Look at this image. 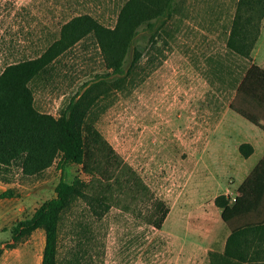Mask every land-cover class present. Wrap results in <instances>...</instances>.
<instances>
[{
  "label": "rangeland",
  "instance_id": "1",
  "mask_svg": "<svg viewBox=\"0 0 264 264\" xmlns=\"http://www.w3.org/2000/svg\"><path fill=\"white\" fill-rule=\"evenodd\" d=\"M127 1L0 0V74L40 57L74 17L87 15L113 29ZM237 2L176 0L156 44L149 46L145 33L139 37L141 58L129 74L115 75L87 37L29 84L36 111L54 119L71 99H80L84 121L153 196L146 202L116 194L99 220L83 201L75 202L60 225L57 264L74 258L81 264H211L212 254L217 264H235L231 256L222 257L227 230L214 200L223 195L233 204L225 194L239 183L236 144L249 135L222 120L252 63V56L246 60L226 48ZM250 19L255 26V14ZM76 177L87 181L79 166L61 171L58 159L38 176L16 167L0 170V195L7 193L0 199V264H41L43 231L13 245L12 229L55 196L60 179L71 183ZM154 200L168 209L160 230L148 222ZM259 260L264 264V254Z\"/></svg>",
  "mask_w": 264,
  "mask_h": 264
},
{
  "label": "trees",
  "instance_id": "2",
  "mask_svg": "<svg viewBox=\"0 0 264 264\" xmlns=\"http://www.w3.org/2000/svg\"><path fill=\"white\" fill-rule=\"evenodd\" d=\"M176 0H128L120 10L116 25L107 29L90 16L74 17L59 30V39L40 57L7 66L0 74V170L19 168L26 176H38L58 159L63 171L66 165L80 167L87 178L71 183L60 179L55 196L44 203L28 220L12 229L13 245L41 230L44 247L41 264H57L59 230L64 215L75 202L83 201L92 217L101 219L112 204V198L127 195L153 199L151 191L137 173L125 164L93 126L84 121L80 99H71L57 119L34 108L29 84L40 79L48 66L61 54L87 37L98 46L107 67L115 75L129 74L141 58L140 36L155 45L163 26L175 13ZM255 14L254 26L250 17ZM264 29V0H238L226 48L246 60ZM142 38V37H141ZM229 109L248 123H264V70L250 64L237 83ZM243 158L253 149L248 144L238 148ZM7 193L0 195L6 198ZM221 210L220 219L230 231L223 259L231 256L235 264H257L264 254V158L239 187L233 204L220 195L214 200ZM168 209L157 200L149 224L160 230ZM244 224L236 225L237 221ZM12 245V246H13ZM2 251L0 250V256ZM211 255V264H217ZM81 264L79 258L72 263ZM230 264V263H229Z\"/></svg>",
  "mask_w": 264,
  "mask_h": 264
},
{
  "label": "crops",
  "instance_id": "3",
  "mask_svg": "<svg viewBox=\"0 0 264 264\" xmlns=\"http://www.w3.org/2000/svg\"><path fill=\"white\" fill-rule=\"evenodd\" d=\"M252 63L258 68L264 70V32L259 36V39L256 43V46L252 52ZM241 117L235 114L234 112L231 111L229 115L225 116L222 120L227 121L228 123L230 122V125L237 124L238 126L244 127L245 130L248 131L249 135H246L243 138V143L242 144H248L251 146L253 149L252 154L248 158H243L239 152L238 148L240 145L236 144V151L238 152V157H236L237 162H238V169L235 170V177L238 179V185L234 186V184L230 187L231 191L228 189L226 190V194H229L230 197L235 199L237 196V191L239 187L244 183V181L249 177V175L252 173V171L257 167V165L260 163V161L264 158V127L262 125H252L245 121L244 119H240ZM243 120V121H242ZM247 122V124L245 122ZM255 156H257L256 160L253 162L252 166L250 167H245L246 162L253 159ZM5 191V189H3ZM234 196V197H232ZM6 213H4L5 215ZM220 215H221V210H220ZM221 220V219H220ZM4 219L1 218V210H0V225L3 224ZM222 222V221H221ZM226 227V226H225ZM226 233V238L223 242V247H225V243L227 238L230 235V231L227 229Z\"/></svg>",
  "mask_w": 264,
  "mask_h": 264
}]
</instances>
